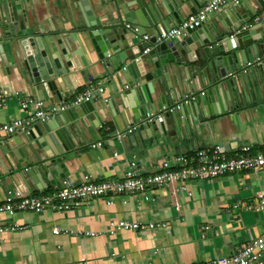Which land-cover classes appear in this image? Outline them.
I'll return each mask as SVG.
<instances>
[{
	"label": "crops",
	"instance_id": "1",
	"mask_svg": "<svg viewBox=\"0 0 264 264\" xmlns=\"http://www.w3.org/2000/svg\"><path fill=\"white\" fill-rule=\"evenodd\" d=\"M207 1L0 0V123L32 117L37 106L21 107L27 99L40 100L42 109H49L57 103L53 90L65 105L45 121L33 116L28 133L0 134V205L8 192L52 194L62 179H120L131 163L140 174H152L164 161L173 166L174 156L214 144L232 155L249 143L259 150L264 141V74L260 67L256 75L246 67L240 47L234 48L237 63L232 58L227 62L238 75L228 74L226 82L216 84L209 75L196 74L186 54L164 64L156 56V74L148 55L152 44L129 60L138 62L127 72L119 62L126 47L97 50L82 31L120 9L123 19L124 11L129 15L128 31L156 29L160 37V18L168 20L165 33ZM260 1L229 4L203 24L209 32L221 22L246 25L264 14ZM262 32L264 21L237 33L238 44L249 39L257 45L255 50L249 46L253 61L256 51L264 55ZM26 35L58 56L61 75L52 71L49 90L29 71L24 51L31 46L20 39ZM185 37L171 39L176 43ZM147 40L139 35L138 45ZM138 45L133 46L136 51ZM98 83L105 89L103 96L72 104ZM147 114H153L151 122ZM141 124L146 128L137 131ZM96 143L100 145L92 146ZM259 192L264 193V169L111 195L110 203L97 197L65 211L0 212V226L21 227L0 231V264H211L264 231V210L251 208ZM120 220L152 227L127 230L117 227ZM54 228L58 233H52Z\"/></svg>",
	"mask_w": 264,
	"mask_h": 264
},
{
	"label": "built area",
	"instance_id": "2",
	"mask_svg": "<svg viewBox=\"0 0 264 264\" xmlns=\"http://www.w3.org/2000/svg\"><path fill=\"white\" fill-rule=\"evenodd\" d=\"M232 4H240V0H209L200 6L195 12L188 14L181 22L174 27L169 28L158 39L181 37L186 34V30L199 27L206 20L208 15ZM264 21V14L255 16L253 21L242 25L236 31L237 33L251 28L253 25ZM129 25H127L128 27ZM143 38L148 39L147 35ZM146 50H144L145 52ZM264 59L257 57L256 62ZM238 74H232L236 77ZM105 89L99 83L96 87L86 89L78 94L72 104H80L89 102L95 96H103ZM3 94V97H6ZM55 105L49 109H42V101H33L27 99L21 102V107L26 108L28 104L37 106V110L32 117L15 118L10 122L0 123V134H14L16 132L28 133L33 124V116L45 121L50 115L65 107L62 100H57ZM183 102L175 104L173 108H179ZM1 105V104H0ZM147 121L151 122L153 114H147ZM100 145V143L92 144V146ZM255 150L254 144L241 145L237 153L229 154L228 150L220 144H214L210 147L201 148L194 151L190 155L180 154L173 157V166L164 161L161 169L152 174H140L139 170L133 167L128 169L120 179H104L101 181L83 180L79 183H73L67 179H62L60 186L52 193L46 195L23 196L19 192H8V195L2 205L0 212H4L9 216H13L17 211L40 212L45 209H55L65 211L73 206L88 199L97 197H105L107 203H110L111 195L133 194L144 192L148 189L158 186L169 185L172 182H185L192 179L216 178L225 174L240 172L245 170L260 171L264 169V141L261 142V148ZM258 203L251 208L255 210H264V193L257 194ZM117 227L127 230H140L144 227H152V223L143 225L138 222H129L120 220ZM8 229H21L14 223L0 226V231ZM52 233H58V229L54 228ZM211 264H264V231L252 238L247 239L239 246L236 251L229 256H221Z\"/></svg>",
	"mask_w": 264,
	"mask_h": 264
},
{
	"label": "water",
	"instance_id": "3",
	"mask_svg": "<svg viewBox=\"0 0 264 264\" xmlns=\"http://www.w3.org/2000/svg\"><path fill=\"white\" fill-rule=\"evenodd\" d=\"M177 1L180 4L183 3V0ZM260 2L264 7V0ZM120 13V9L117 10L116 13H109L107 14V17L104 19V21L97 19L96 22L90 24L91 27L89 29L84 28L82 31L87 33L91 44L96 46L97 50L99 48L102 51L110 50L114 52L121 46L126 47L127 49L124 53H122L119 62L125 64L123 68L127 72L131 73V70L135 68L138 62L137 59H134L130 62L129 60L152 44L153 48L148 51V55L154 61L156 74L158 73V63H156V56L158 57L159 62L164 64L165 60L167 59H175L178 61V54H186L189 62L194 65V72L196 74L201 71L203 75H209L214 83L216 82V84H220V82H226L228 79V74H232V72L235 70V66L233 64L227 65V62L232 58L235 60V63H237L239 57L236 53V50L234 49L235 47L241 48L242 51L240 52H243V54L240 52L239 54H242L243 62L247 65V68L249 67L251 69L250 71L253 74H257V68L259 67L260 68L258 71L264 74V59L260 61V66V64H258L259 62L253 61V55L250 54L248 56L250 53L249 46L254 50L257 48L255 43H252L251 40L246 39L244 40L243 44H238L236 39L239 34L237 33L228 37L225 36L234 28L238 29L241 27L243 24L242 21H240L237 25L234 24L233 26L226 25L224 22H221V26L212 27L211 32L208 31V26L206 24H201L199 27L186 30V37L182 41L174 43L171 38L157 39L159 34L156 29L154 31H147V29H145L144 31V29L137 28L133 32L130 30L128 31L126 23H128L130 20L129 15H127V13L124 11L123 13H125V19H123ZM173 15L176 16L177 14L174 13ZM130 16L132 17V15ZM160 20L161 23H159L158 30L160 31V34H164L163 30L167 28L166 23L168 20L164 18H160ZM141 22L142 21L139 19L140 26L143 28V24ZM179 22H181V20ZM144 32H147L150 37L142 45H138L139 35L143 36L145 34ZM253 33L255 32L250 30L249 34L252 35ZM27 36L29 39H27ZM260 38H263L262 43H264V32L261 33ZM9 39L15 40L17 38L11 37ZM20 39L23 41H28L31 46V48H25L26 50L24 52L27 66L32 77H34L35 81L40 82L41 86L43 84L46 90H49L48 86L50 85L48 83L51 79H53L54 75L52 71L54 70L57 75H61L57 54H55V52H49V50L45 47L41 49L34 41V37L32 35H26L24 37H20ZM71 39L74 40V36ZM230 43H233V45L230 46ZM135 45H138L139 50L136 51V49L133 48ZM262 48H264V44H262ZM229 50H233L234 53H231L230 56L224 54ZM255 54L257 58L259 56L257 51ZM180 59L182 60V57H180ZM38 87H40V84ZM52 94H54V98L56 100L59 99L55 90L52 91ZM152 125L153 126L151 127H154L156 124ZM145 128L146 125L141 124L137 127V131L144 130ZM28 138L30 139V136H28Z\"/></svg>",
	"mask_w": 264,
	"mask_h": 264
}]
</instances>
